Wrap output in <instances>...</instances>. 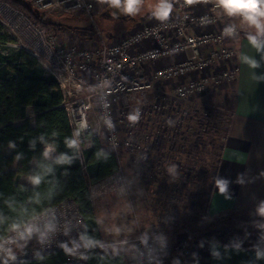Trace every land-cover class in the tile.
I'll use <instances>...</instances> for the list:
<instances>
[{"label": "built area", "instance_id": "obj_1", "mask_svg": "<svg viewBox=\"0 0 264 264\" xmlns=\"http://www.w3.org/2000/svg\"><path fill=\"white\" fill-rule=\"evenodd\" d=\"M26 1L48 13L84 15L93 23L100 0ZM2 10L4 24L21 32L24 49L37 59L45 60L57 76L71 78L77 88L85 87L86 93L75 100L73 107L68 106L63 94L74 137L90 131L88 114L95 104L105 143L116 154L118 149L130 154L131 164L139 175L145 172L155 177L170 174L172 162H176L175 167L180 165L176 152H182L186 140L182 130L187 133L194 123L198 130L205 125V117L191 113L186 105L180 106L179 101H188L209 88L233 82L238 74L237 52L231 41L245 20L239 14L229 15L219 6L218 0H192L191 3L176 0L166 18L154 13L148 17L150 24L127 36L110 42L98 36L97 41L82 49L64 44L52 31L47 32L20 11L7 5ZM150 65L153 69L148 73ZM169 82H175L171 95L158 92L159 96L151 103L150 91ZM69 93L67 91V95ZM134 98L141 106L128 115ZM175 101L177 104H173ZM116 104L129 125H134L132 141H122L118 134ZM145 118L152 119L155 126L151 128L153 133L142 134L144 140L139 144L136 126L144 123ZM173 134H181L179 140ZM107 180L101 188L122 183L124 178L119 170ZM71 205L52 206L10 230L0 241V264L35 260L57 251H66L68 260L73 263L71 249L82 246L83 223L76 207ZM76 216L81 221L78 230L73 226ZM74 233L76 238L70 243L69 234ZM29 238H34V245L18 247L20 241ZM134 246V264H158L156 230L138 235ZM183 254L189 256V251L184 250Z\"/></svg>", "mask_w": 264, "mask_h": 264}, {"label": "trees", "instance_id": "obj_2", "mask_svg": "<svg viewBox=\"0 0 264 264\" xmlns=\"http://www.w3.org/2000/svg\"><path fill=\"white\" fill-rule=\"evenodd\" d=\"M0 2L24 13L41 27L52 26L33 15L19 0ZM9 43H15V40L0 23V45ZM64 104L59 83L44 72L33 54L22 47L9 55L0 52V241L10 230L48 208L70 200L83 223L80 241L85 251V264H127L123 253H114L101 245L89 193L90 184L98 183L120 170L119 156L105 146L99 136L88 131L80 138V142L82 144L88 140L91 147L83 150L82 163L79 162L77 142ZM27 108L32 109V117L27 116ZM47 147L54 148L52 157L46 156ZM5 149H9L8 154L4 153ZM221 149L222 144L220 152ZM128 156L132 160L133 157L130 154ZM219 158L205 198L197 199L196 209L200 208L203 215H207ZM14 162L16 167L12 169ZM178 168L181 172L177 170L179 173H175L180 175L182 166ZM22 175L34 181L38 179L39 182L33 186L21 183L19 177ZM140 177L141 182L150 183L151 189L154 186L151 182L154 183L158 176L145 172ZM260 208L228 211L215 217L212 223L230 222L235 215L261 213ZM34 242V238L24 239L18 243V247L34 245ZM15 264L74 263L68 260L66 251H57Z\"/></svg>", "mask_w": 264, "mask_h": 264}, {"label": "rangeland", "instance_id": "obj_3", "mask_svg": "<svg viewBox=\"0 0 264 264\" xmlns=\"http://www.w3.org/2000/svg\"><path fill=\"white\" fill-rule=\"evenodd\" d=\"M19 1L22 2L33 15L43 22L52 25L51 28L40 26L41 28L47 32L52 31L64 44H72L77 49L89 46L92 42L97 41L98 36H101L108 42L117 41L139 27L150 24L148 22V17L158 10L162 2V0H140L136 11L129 14L123 10L122 6L119 8L112 6L110 0H100L96 5L92 23L91 20L84 15L75 16L71 14L48 13L45 10L35 8L26 0ZM166 2L168 3V1ZM4 5L7 4L0 2V23L3 25L4 30L14 38L15 43L0 45V52L4 55H9L17 48H24L25 41L21 32H17L11 26L4 24L2 17L4 16L2 10ZM165 61L167 63V60ZM38 63L46 74L52 75V70L45 60L38 58ZM147 68V72L151 73L153 69L152 65ZM53 77L55 78V75ZM71 80V78L65 79V85L61 91L66 97L68 106L73 107L76 104L75 100L84 95L86 90L84 86L77 88L71 83ZM57 82H60V86L63 80L60 79V81L58 80ZM66 82L68 85H66ZM174 83L175 82L161 83L157 86L156 90L150 91V102L154 103L156 97L159 96L158 92L169 93L171 95ZM219 87L209 88L204 94L192 97L188 99V101H179L180 106L186 105L191 113H200L201 118L205 117V119H203L205 121V129L202 127L201 130H198L196 128L197 126H194L196 125L194 123L188 135L186 134V130H182L183 138H186L187 143L183 144L182 152H176L179 158L178 161H180V165L182 166V173L180 175L175 173L178 172L177 170L180 171V169L178 166L175 167L176 162H172L170 170L174 172L172 171L170 175L166 177L158 176L154 183L151 182L161 187L162 192L160 194L159 192H150L153 190L150 189L149 182L143 183V181L141 182V186L139 185L140 182L137 184L129 182L132 188L130 189L132 197L136 198L138 202H141L140 209L146 218V226L143 227L138 235H145L148 234L150 230H156L157 250L162 243L168 245V249H171L177 246L180 247L181 243L196 244L203 240H214L222 243L246 246L264 245V241H262L264 238L260 235L261 232L264 231V213H250L243 216L235 215L230 222L216 225L212 223L213 219L209 218L206 214L203 215V211L200 208L198 210L196 209L197 199L203 200L205 198V192L208 191L211 184L217 160L220 156L221 144L229 121V111L222 107L221 101L219 100L220 98L216 95ZM67 91L70 92L69 95H67ZM177 102L178 101H175L173 104H177ZM130 103L132 108L131 111L126 113L128 115H132L133 110L141 106V103L135 98ZM114 113L117 131L121 140L124 141L127 139L132 141L133 135L131 134L133 129L131 130V128L134 125H129V121L125 120V115L121 113V108H119L118 104L114 106ZM88 122L91 126L89 132L99 136L101 142L108 147L105 143L95 104L89 111ZM154 126L152 119L148 120V118L144 119V123L136 126V139L139 144L144 140L142 134L146 131L153 132L151 128ZM83 135H75L78 152L80 154L83 152L84 148V144L80 142V138H82ZM173 136L177 140L180 138L179 134H173ZM177 143H179V141H177ZM45 152L47 156L50 154L49 149ZM4 153L8 154L9 149H5ZM176 153H174V155H176ZM117 154L120 160V168L122 167V169H125L127 166L125 163L127 162L128 154L122 149H118ZM15 167V164L11 166L12 169H15ZM157 200H160V203H157ZM66 205L67 207L72 206L71 204H64V206ZM75 219L76 220L73 221V226H77L78 230L81 221L77 216ZM163 233L166 237L161 238ZM69 237H71L70 243H73L72 240L76 238V235L75 233L74 235L69 234ZM72 249L73 251L78 250L77 245L72 247ZM175 250L177 252H182L179 248ZM176 251H173V253H176ZM79 255L80 254L75 255L74 260H76ZM177 256L184 258L185 255L179 253ZM157 258L158 264H160V257L158 254Z\"/></svg>", "mask_w": 264, "mask_h": 264}, {"label": "crops", "instance_id": "obj_4", "mask_svg": "<svg viewBox=\"0 0 264 264\" xmlns=\"http://www.w3.org/2000/svg\"><path fill=\"white\" fill-rule=\"evenodd\" d=\"M166 1L172 11L176 0ZM249 37H256L260 47L254 46ZM231 45L237 52L235 62L238 74L233 82L219 87L216 94L222 107L229 111V121L207 206V216L211 219L228 211L264 205V34H258L255 26L245 21L240 24V31ZM51 74L55 75L57 81L63 80L60 84L62 90L66 78L56 76L53 71ZM26 114L32 117V109L27 108ZM83 144V150L91 147L88 140ZM47 149L50 154L46 156L52 157L54 148L47 147L45 151ZM130 159L127 155L126 168H120L124 178L122 183L101 188V184L108 181L105 178L90 184L89 193L101 245L104 248L112 247L108 249L114 253H123L127 264H134L133 242L146 226V218L140 209L141 202L132 197L130 190L129 182L141 184V177L135 172ZM78 160L82 163V152H78ZM14 164L16 166V162ZM19 181L29 186L35 184L32 178L24 175L19 177ZM154 186L150 192L160 194L161 187ZM70 203L73 204L65 200L61 204ZM260 235L264 238V231ZM162 237L166 235L163 233ZM77 247L78 250L71 249L74 253L73 263L85 264V252L82 246ZM178 248L182 252L175 250ZM184 250L189 251V256H177L179 253L183 255ZM77 254L80 255L74 260ZM157 254L160 264H264V245L246 246L214 240H203L196 244L181 243L180 247L171 249L162 243Z\"/></svg>", "mask_w": 264, "mask_h": 264}, {"label": "clouds", "instance_id": "obj_5", "mask_svg": "<svg viewBox=\"0 0 264 264\" xmlns=\"http://www.w3.org/2000/svg\"><path fill=\"white\" fill-rule=\"evenodd\" d=\"M112 6L123 7V10L129 14L134 13L137 9V5L140 0H110ZM189 3L192 0H188ZM218 4L222 7L229 15H242L243 19L250 25L255 26L258 30V34H264V0H218ZM171 11V6L162 0L159 8L158 15L166 18ZM250 42L260 47L256 37H249ZM35 182H39L38 179ZM261 213H264V205L260 208Z\"/></svg>", "mask_w": 264, "mask_h": 264}]
</instances>
